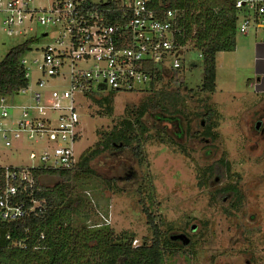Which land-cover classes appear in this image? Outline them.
Segmentation results:
<instances>
[{
	"label": "rangeland",
	"instance_id": "obj_1",
	"mask_svg": "<svg viewBox=\"0 0 264 264\" xmlns=\"http://www.w3.org/2000/svg\"><path fill=\"white\" fill-rule=\"evenodd\" d=\"M46 31L50 36L41 37ZM54 35L51 27L39 24L27 34L1 28L0 62L13 48L29 41L22 60L35 80L41 48L54 43ZM261 37L263 33L258 37L255 33L247 37L238 34L237 48L218 55L217 90L213 94L201 91L204 64L190 45L182 60L183 69L156 83L155 92L144 87L143 93L107 91L90 96L81 110L83 131L76 145L79 159L96 150L104 132L129 118L133 108L147 104L157 92H175L179 102L172 107L163 101L166 111L150 109L142 118L148 130L142 137H150L144 141L143 163L132 150L105 152L91 161V173H82L72 181V198L81 202L63 228L83 236V231L101 229L115 237H134L136 245L151 243L146 206L161 225L163 237L173 240L186 234L191 239L189 244L182 240L175 255L167 251L163 264H264V110L258 108L264 103V91L258 81L251 84L264 60V47L258 45ZM209 109L216 113L215 140L202 135L207 125L201 123ZM221 159L230 164V171L201 187L200 182L207 180L202 170ZM0 165L30 168L40 163L30 159L26 145L0 150ZM229 183H237L242 194L237 208H233L236 200L230 196L215 198L216 190ZM41 184L53 189L60 179L43 177ZM95 246L96 242H91L78 257L84 250L78 245L77 258L70 264H98L101 253L93 249ZM35 256L32 260L1 258L0 264H47L46 252H36Z\"/></svg>",
	"mask_w": 264,
	"mask_h": 264
},
{
	"label": "built area",
	"instance_id": "obj_2",
	"mask_svg": "<svg viewBox=\"0 0 264 264\" xmlns=\"http://www.w3.org/2000/svg\"><path fill=\"white\" fill-rule=\"evenodd\" d=\"M170 2L0 0V29L27 34L39 24L51 27L56 37L41 48L37 78L32 79L22 60L27 86L13 95H0V150L28 145L30 159L40 163L30 168L0 165L5 178L0 196L4 221L44 209L45 201L32 197L33 171L76 167L81 110L90 96L107 91L143 93L160 76L166 79L183 69L182 60L191 49L179 41L184 35L181 12L168 8ZM236 8L241 12L238 34H264V0H237ZM49 32L41 37H49ZM22 193L32 197L31 206L13 202Z\"/></svg>",
	"mask_w": 264,
	"mask_h": 264
},
{
	"label": "trees",
	"instance_id": "obj_3",
	"mask_svg": "<svg viewBox=\"0 0 264 264\" xmlns=\"http://www.w3.org/2000/svg\"><path fill=\"white\" fill-rule=\"evenodd\" d=\"M170 9H179L181 18L179 26L184 35L179 38L180 43H189L196 50L204 64V79L201 91L213 94L217 90V58L223 52H233L237 48V37L241 12L236 8L237 0H170ZM28 42L13 48L8 55L0 62V95H13L28 84L25 77V68L22 65V57L29 50ZM163 76L158 81L163 82ZM156 84H152L151 90ZM154 91V90H153ZM155 92V91H154ZM94 97V96H91ZM168 101L170 106L176 107L179 102V95L175 92H157V96L149 98L147 104H141L138 108H133L129 118H125L117 124L114 129L102 134L98 148L91 152H86L71 170H50L39 168L33 171L34 194L37 201H45L44 209L38 213L25 216L24 218L6 222L1 217L0 230L3 237L0 239V259L25 257L35 259L36 252L47 253V264H70V261L77 258V246L84 248L79 251L78 257L84 253L91 242H96L93 247L95 251L101 253V260L98 264H163L167 251L175 255L178 247H182L181 240H171L170 237H163L161 225L157 223V218L145 206L144 211L149 226L152 229L153 239L151 243L144 242L136 245L134 237L114 236L112 232L108 235L104 230L83 231L74 233L70 228H63L65 221L76 212L80 200L72 198V181L80 177L82 173H91L89 167L92 160L105 152H119L132 150L134 157L140 162L144 161L143 146L144 141L150 137L142 134L147 133L142 118L152 110L163 111L162 102ZM144 102V103H146ZM181 113V111H180ZM216 113L209 109L204 114L203 121L207 127L202 135L212 137ZM201 126H203L201 124ZM170 138V136H167ZM163 141H166L161 137ZM174 139L171 137V141ZM173 143H176L175 141ZM230 164L221 159L211 166L202 170L203 176L207 179L201 181L200 186L205 187L210 180H220L224 178L226 172L230 171ZM43 177H57L60 184L53 189L41 184ZM4 170L0 168V196L4 189ZM215 198L231 197L236 200L233 208L238 207V201L242 194L237 183H229L219 190H216ZM31 196L22 193L13 202H24L31 206ZM144 204V200L140 201ZM10 233L11 238L6 235ZM105 233V234H104ZM83 240L85 242H83ZM191 241V239H190ZM16 243V244H15ZM85 243V244H83Z\"/></svg>",
	"mask_w": 264,
	"mask_h": 264
},
{
	"label": "crops",
	"instance_id": "obj_4",
	"mask_svg": "<svg viewBox=\"0 0 264 264\" xmlns=\"http://www.w3.org/2000/svg\"><path fill=\"white\" fill-rule=\"evenodd\" d=\"M256 35V37H258V35L259 34H255ZM249 36V35H248ZM247 37V36H246ZM247 42V41H246ZM258 45H260L261 47H264V37H261L260 39H259V44ZM237 46H238V42H237ZM219 55V54H218ZM217 60H218V58H217ZM257 78H256V80H254V81H258V85L259 86H261V88H262V91H264V60H263V62H262V66H259L258 67V71H257ZM255 84H256V82H254ZM258 108L260 109V110H264V103H262V104H260L259 106H258ZM257 108V109H258Z\"/></svg>",
	"mask_w": 264,
	"mask_h": 264
},
{
	"label": "water",
	"instance_id": "obj_5",
	"mask_svg": "<svg viewBox=\"0 0 264 264\" xmlns=\"http://www.w3.org/2000/svg\"><path fill=\"white\" fill-rule=\"evenodd\" d=\"M254 83V80L251 81V84ZM260 123L257 125V128L260 127ZM173 240H183L186 244L190 243V238L186 234H179L173 237Z\"/></svg>",
	"mask_w": 264,
	"mask_h": 264
},
{
	"label": "flooded vegetation",
	"instance_id": "obj_6",
	"mask_svg": "<svg viewBox=\"0 0 264 264\" xmlns=\"http://www.w3.org/2000/svg\"><path fill=\"white\" fill-rule=\"evenodd\" d=\"M161 120H163V119H161ZM169 121L173 122V121H172V120H170V119H169ZM201 124H202V125H204L205 123H204V122H202ZM217 180H218V178H217ZM181 242H182V240H181Z\"/></svg>",
	"mask_w": 264,
	"mask_h": 264
}]
</instances>
